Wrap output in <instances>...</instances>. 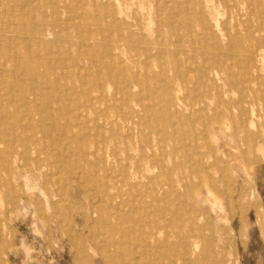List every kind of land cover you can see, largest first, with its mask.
I'll list each match as a JSON object with an SVG mask.
<instances>
[{
	"label": "rangeland",
	"instance_id": "obj_1",
	"mask_svg": "<svg viewBox=\"0 0 264 264\" xmlns=\"http://www.w3.org/2000/svg\"><path fill=\"white\" fill-rule=\"evenodd\" d=\"M165 1L54 0V7L49 6L45 11V19L52 21L56 17L69 20V23L75 21L89 26L85 35L90 37L99 35L96 18L110 20L116 12L132 18L136 12L145 21L155 25L163 17L165 9L176 13L191 0H173L172 4ZM259 1L264 11V0ZM207 3L210 8L207 7L202 15L211 21L212 28L229 27L235 16L233 4L228 6L224 0H207ZM170 5H173V9ZM55 10L59 11L58 14L54 13ZM79 32L76 28L67 29L66 34L73 44L66 49L54 48L52 55L43 56L41 64L35 65L46 77L45 82L48 81L42 84L45 88L42 87L38 102V106L42 102V107L37 106L31 112L33 117L21 107L18 115L12 119L15 123L9 117H2L4 115L0 109V264H264V60L255 56V61L248 63L244 61L237 64L232 59L227 61L230 70L243 81L241 86L245 87V95L242 104L240 101L236 103L239 94L235 89L226 94L212 90L200 102L203 109L197 114L188 115L185 129L191 126L192 131L186 129L188 138L183 143L184 147H189L193 139L199 136L195 144L197 147L193 150L202 152L205 157L192 163L184 159L177 171L182 188L177 187L179 190L175 195L160 199L143 186L144 182L146 184L159 174V168L152 159L141 160L137 155L139 149L146 151L148 146L156 145L161 136L160 130L153 126L147 128L129 124L117 133L110 132L103 125L104 121L95 118L94 113H85L76 108L79 103H84V96L78 92L86 87L82 82L90 70V62L88 64L79 52ZM226 40L224 38L223 42ZM169 54L182 59L180 54ZM243 55L249 54L243 52ZM167 66L166 74L172 80L162 83L172 87L180 82L169 69V63ZM151 67L152 70L157 69L154 63ZM184 67L185 64L181 66L182 69ZM19 72L23 78L24 71ZM70 77L75 84L71 85ZM40 81L35 84L42 83ZM49 82L55 84L54 90ZM22 85L26 84L22 82L20 96L29 93L28 86ZM171 94L181 104L189 102L184 91L172 90ZM133 101L139 103L135 93L129 97L133 111L126 109V112L119 111L122 112L120 114L126 118L142 115L139 106L134 105ZM10 110L14 111L13 108ZM38 110H42L41 116ZM35 111H38L37 114ZM176 111L177 116H183L180 109ZM201 118L208 120V135L199 133L204 123ZM174 119L177 122L178 118ZM31 127H34V132ZM69 131L74 138L70 137L72 134ZM121 134L129 136L131 143L122 142ZM30 136L33 140H29ZM132 147L135 151L129 150ZM162 205L174 212V216L165 215L166 221L158 218ZM149 233L158 237L152 240L148 237ZM165 236H169L168 242L163 240ZM171 241L174 244H170ZM194 241L198 242L196 249L192 245Z\"/></svg>",
	"mask_w": 264,
	"mask_h": 264
},
{
	"label": "bare ground",
	"instance_id": "obj_2",
	"mask_svg": "<svg viewBox=\"0 0 264 264\" xmlns=\"http://www.w3.org/2000/svg\"><path fill=\"white\" fill-rule=\"evenodd\" d=\"M224 1L227 2L228 6H231L233 4V6L235 7V13H234L235 16L233 18L234 23L232 22L233 24L232 23L229 24V27H225L226 29L219 28V26L216 27V29H213L211 26V21L208 20L207 17H204L205 15H202L204 10L210 5L207 3V0H191L188 5L187 4L183 5L181 9H179L180 8L179 7L178 12L176 13L172 12L173 10L171 9L169 10L165 9L163 17L161 19H158L155 25L149 23L148 21H145L144 18L139 14H137L136 12L134 13L135 16H133L132 18L130 16L122 15L121 12H116V14L113 17H111L110 20L96 18L98 22L95 23V25L99 35L88 37L85 35V32L88 31L87 27L89 26L85 27V25H82L80 23H75V21L69 23L68 22L69 20L68 21H66V19L61 20L56 17L52 21L45 19L46 18L45 11L49 6L54 5V0H0V24L1 23L3 24L2 26H0V109H2L1 111L4 115L2 117H9V119L12 120L18 115L17 112L21 107L25 108L28 114L36 109V107L39 104L38 102L40 100V96H42V87H44L42 86V84L46 83L48 79L45 82L44 78L46 77L41 74V71H39L35 65L41 64L42 62L41 58L43 56H46L47 54L52 55L54 48L64 47L66 49L69 45L73 44L70 37L66 34V30L69 28L79 29L80 32H79V39L77 41V45L79 46L80 49L79 52L84 55L86 61H88V64L90 62V68H89L90 70L87 71L84 80L82 82V84H85L86 87L84 89H81L80 92H78V94L80 93L81 95L84 96L83 98L84 103L82 105H80L79 103V105H76V108L80 109L81 111H85V113H94L96 115L95 118L104 121L103 125L107 128V131L110 132L114 131L115 133H117L119 130H124L125 128H127L129 124L133 126L144 125V127L147 128H150L149 126L157 127V129H159L161 132V136L158 142L156 143V145L154 147L148 146L146 151L145 150L140 151L139 149L137 154L141 160H146L147 158L152 159V161L159 168V174L155 178H152L150 180L147 179L148 180L147 183L144 184L145 183L144 182L143 186L144 188H147L149 192L152 195H154L155 198L159 197L160 199H163L170 194L175 195V193L179 190L177 187L182 188L181 182L177 177V171L182 166V161L184 159L185 160L187 159L188 162L192 163L205 157V155L202 152L196 149L193 150V148L197 147L195 144H197V138H199V136L193 139L195 143L193 142L190 144L189 147L191 148L184 147L183 143H185V140L188 138L185 135L187 129V127L185 129V125H187L188 122V118H187L188 115L190 116L192 114H197V112H200L201 109H203L200 107V102L204 101L203 99L206 98L209 95V93L212 92V90H220L222 94H226L228 91H234L235 89L239 94V98H238L239 100L237 99L236 103L239 104V101L241 102L242 98L245 95V87L241 86L243 83L242 79H238V77H236V75L230 70V66L228 65L227 62L228 60L232 59L237 64L244 61L246 63L253 62L255 61L254 60L255 56H257V59L259 57V60L260 59L262 61L264 60V39H262L264 38L263 37L264 11L259 6L260 1L259 0H224ZM165 2L169 4L174 3L173 0H166ZM56 12L57 10L54 11L55 14ZM60 13L63 16V13L62 12ZM224 38H227L226 42H223ZM255 44H257V46ZM243 52L246 53L248 52L249 55H243ZM169 53L175 55L180 54L182 55V59H179L177 55L171 57ZM70 60L73 61L71 57ZM152 63H154V67L157 68L156 70H152L153 69L151 67ZM167 63H169L170 65L169 69L172 72H174L176 79L181 84L176 83L172 87L171 86L167 87L166 84L162 83L165 80L168 81L172 80V79L170 80V77L166 74V71L168 70ZM183 64H185V67L182 69L181 66H183ZM237 67H239V65ZM144 69L145 71L141 73V71ZM19 70L24 71L25 74L23 78L20 77ZM243 76L245 75L243 74ZM252 78L254 81L255 73L252 76ZM21 80L23 84H26L28 86V90H29L27 91L29 93H26V95L24 96H20V92H22ZM39 80H41L42 83H40L41 82L40 81L39 82L40 84L37 83L36 85L35 83ZM58 80H60V78ZM245 81L248 80H246L245 78ZM73 83L74 82L72 78L71 85ZM252 83L249 84L251 85ZM49 84L53 90L56 88L54 86L55 84H51L50 82ZM26 85L25 86L22 85V86L26 87ZM239 85L240 87H238ZM46 86L48 87V85ZM172 90H175L176 92L184 91L189 102L186 104H181L175 101L173 94H171ZM71 91L73 90H70V92ZM109 91L110 94H108ZM74 92H76V90ZM71 93L75 95V93L73 92ZM133 93H135L136 99L139 102L137 104L134 103L133 101V103L134 105L139 106L140 109L139 108L138 109L142 112V115L135 114L133 117L126 118L124 114H120L122 112L119 111L125 110L126 112V109L129 112L133 111L132 110L134 109L133 106L129 104V97L133 95ZM69 97L71 96L69 95ZM77 101L80 102L79 100ZM55 102H57V100H55ZM41 104L42 102L40 103V106ZM43 105L44 107L48 108L46 103L45 104L43 103ZM65 106L67 107V105ZM231 106L234 107L235 105L231 104ZM10 108H13L14 111L11 112ZM23 108L21 109L22 110L21 112H23ZM177 108L180 109L183 116L179 117L175 114L177 113L176 111ZM45 110L47 111V109ZM38 111L41 112L40 113L41 116L42 110H38ZM21 112L19 111V113ZM45 114L47 115V113ZM59 114L57 115L60 116ZM243 114H245V112ZM30 116L33 117V114ZM77 116L79 115L77 114ZM26 117L29 116H27L26 114ZM170 117L178 118L177 122H174L175 119L174 118L170 119ZM40 121L43 120L40 119ZM63 122L65 121L63 120ZM41 123L42 122H40V124ZM11 125L14 126V123H12ZM234 126H236V124ZM36 127L35 129L37 131ZM83 127L81 129H83ZM202 127L203 128L201 131H199V133L201 135L202 134L208 135L209 134L208 120L204 121ZM31 128L34 132V127ZM50 128L52 129V127ZM235 128L236 127H234V129ZM13 129L14 128H12V130ZM187 130L192 131L191 126H189ZM30 132L31 131H29V133ZM57 132L58 131H56V133ZM76 134L77 132H75L74 135ZM78 134H79V130H78ZM21 135L23 136V134ZM32 135H34V133ZM31 137L32 136H30V138L29 137L26 138H29V140L30 139L33 140L32 139L33 137L32 138ZM70 137L74 138L73 134ZM120 139L122 142H126L127 144L131 143L129 136L127 135L121 134ZM77 140L78 139L76 138V141ZM36 141H38L37 138ZM246 142L248 143L249 141L247 140ZM252 144L254 145V143ZM69 145L71 144L69 143ZM43 148L46 147L44 146ZM258 148L259 147H257V149ZM63 149H65V147ZM56 150L57 148L55 149V151ZM129 150H134V148L133 147L129 148ZM260 150H261L260 152H262V148ZM85 153L87 155V152ZM56 154H58V152ZM74 156H78V155L74 154ZM5 157L3 156L4 159ZM54 157L55 156H53V158ZM70 164L72 165V163ZM221 169L222 168H220V170ZM68 173L70 172L68 171ZM46 176L48 177V175ZM46 176L45 178H47ZM112 182L114 183V181ZM166 202L169 204L171 203L168 202L167 200ZM176 202L179 203L180 201L179 202L176 201ZM169 209L170 208H167L166 205H162V207L159 208L160 213L158 215V218L162 219L163 221H166L167 218L165 217V215L169 214V216H174V212H172V210ZM153 216L155 217V215ZM153 220L155 219L153 218ZM178 220L180 221V219ZM169 221H168V225L170 223ZM103 224H105L104 221ZM190 225H194V224H190ZM111 228L112 226L110 227V229ZM148 237L152 240H155L158 236L154 235V233H149ZM168 239L169 236H165L163 238L165 242H168L169 241ZM99 241L101 242V240ZM170 244H174V242L171 241ZM192 245L193 248L196 249L198 247V242L194 241Z\"/></svg>",
	"mask_w": 264,
	"mask_h": 264
}]
</instances>
